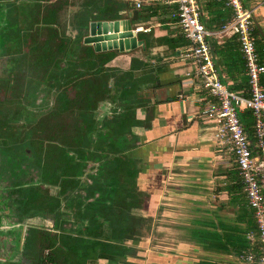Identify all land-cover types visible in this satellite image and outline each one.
<instances>
[{"label": "crops", "instance_id": "crops-1", "mask_svg": "<svg viewBox=\"0 0 264 264\" xmlns=\"http://www.w3.org/2000/svg\"><path fill=\"white\" fill-rule=\"evenodd\" d=\"M36 1L47 9L43 24L58 29L60 37L75 41L82 36L83 45L95 53L83 41L90 22L108 20L110 13L128 19L138 10L135 28L143 27L137 34L143 45L129 51L141 56L144 65L125 70L133 78V94L125 102L135 108V123L130 126L134 138L127 154L143 192L136 213L150 223L139 240L128 241L136 246L133 253H102L88 264H240L241 253L257 252L258 228L237 164L217 143L205 114L208 94L183 57L190 44L173 17L176 6L167 0ZM198 1L211 31L233 16L224 0ZM245 2L255 9L257 47L264 50V0ZM210 42L222 81L232 90H246L248 76L237 37L215 34ZM260 54L264 60V52ZM111 105L105 102L102 111L110 112ZM242 110L245 132L256 143L253 115L245 117ZM254 151L264 160V151Z\"/></svg>", "mask_w": 264, "mask_h": 264}, {"label": "trees", "instance_id": "trees-1", "mask_svg": "<svg viewBox=\"0 0 264 264\" xmlns=\"http://www.w3.org/2000/svg\"><path fill=\"white\" fill-rule=\"evenodd\" d=\"M48 31L39 46L32 43L33 34L31 42L20 38L8 47L13 51L9 72L4 78L0 73V152L22 163L29 158L28 169L37 170L31 182L58 188L3 191L11 202L0 213V222L24 224L26 229L23 235L22 228L0 225V264H88L102 253L125 256L136 251L128 241L139 240L150 223L136 213L143 192L127 154L135 123V108L125 102L133 89L132 76H117L111 87L115 68L105 64L114 51L95 53L81 36L74 43L85 54L71 61L61 52L66 40L53 45L52 38L59 35ZM36 33L42 35L39 29ZM258 51L264 52L260 47ZM88 58L93 64L86 68ZM67 60L73 69L63 64ZM104 95H119V101L102 114ZM242 112L252 117L250 110ZM107 127L109 133H104ZM97 169L104 176L100 183L94 180ZM2 178L0 172V182ZM49 215L55 216L53 226L44 222Z\"/></svg>", "mask_w": 264, "mask_h": 264}, {"label": "built area", "instance_id": "built-area-1", "mask_svg": "<svg viewBox=\"0 0 264 264\" xmlns=\"http://www.w3.org/2000/svg\"><path fill=\"white\" fill-rule=\"evenodd\" d=\"M167 1L176 6L173 17L189 40L183 57L193 63L194 75L208 94L205 114L213 124L215 139L234 157L258 228V251L241 253L240 264H264V160H259L254 151H264V60L257 47L255 9L245 0H224L233 16L219 30L211 31L203 21L198 0ZM141 5L137 2V7ZM142 29L137 27L136 31ZM215 34L235 35L240 43L248 76V88L243 92L232 90L220 78L210 42ZM240 109H248L253 115L256 143L245 132ZM251 238L256 239L254 234Z\"/></svg>", "mask_w": 264, "mask_h": 264}, {"label": "flooded vegetation", "instance_id": "flooded-vegetation-1", "mask_svg": "<svg viewBox=\"0 0 264 264\" xmlns=\"http://www.w3.org/2000/svg\"><path fill=\"white\" fill-rule=\"evenodd\" d=\"M38 2L36 0H12V1H0V73L1 76L4 78V73L7 74L6 72H9L8 70V63L9 58L12 55L13 51H8V47H10L13 43V41H17V39L24 38L28 43L32 41V36L34 34V45L39 46L38 44H41L42 41L44 40L45 37L47 36V33H49V29L52 31H57L56 34L59 36H56L52 38V44L56 45L60 39L66 40V47L61 50L63 54H66L68 56V60L70 58L71 61L77 56H80L82 54H85L84 48H82L81 45L78 47L74 43L73 40L67 39L66 37H60V32H58V29L53 28L48 24L47 26L41 22V19L33 14L29 15V9L37 5ZM28 18L31 20H34L35 22L28 21ZM40 30L41 34L36 33L37 30ZM29 33V34H28ZM31 33V34H30ZM27 35V36H26ZM24 40V44H25ZM10 45V46H9ZM53 45H51L53 47ZM25 48V47H24ZM26 49V48H25ZM57 49V48H56ZM13 55H17L18 53H13ZM63 62V64L70 66L71 69H73V63L71 62ZM83 66L85 67V63H83ZM111 84V83H110ZM111 87L114 86L110 85ZM53 100L51 101V103ZM102 103L101 101L100 104V111H102ZM104 109V108H103ZM108 128V127H107ZM104 129V128H103ZM110 129V128H109ZM106 130V129H105ZM5 160L10 164L9 167V172L10 170L13 171L14 176L4 179L2 178L1 180V186H0V213H4L3 210L8 207V203L11 202V199L6 198L7 196H4L3 191H8V190H21L23 188H30L32 186H37V185H44V186H50V187H57L54 185L50 184H44L41 182H31V178L35 175L34 171H30L28 169V166L25 164L29 158H26L24 162H20L18 160L14 159H7V156L3 154ZM7 164V165H8ZM99 169V168H98ZM98 169L94 173V180L96 183H100V181H103V177L101 174H99ZM37 178V175H36ZM9 181V182H8ZM30 182V183H29ZM58 188V187H57ZM86 193L87 195V191ZM3 194V196H2ZM14 196H19V195H14ZM6 212L8 210H5ZM51 221V224L47 226H53L55 224V216L54 215H49L47 218H45L44 222L47 224V222ZM0 225H6V226H15L17 228H22L23 229V235H24V230L26 229V225L24 224H8L4 222H0Z\"/></svg>", "mask_w": 264, "mask_h": 264}, {"label": "water", "instance_id": "water-1", "mask_svg": "<svg viewBox=\"0 0 264 264\" xmlns=\"http://www.w3.org/2000/svg\"><path fill=\"white\" fill-rule=\"evenodd\" d=\"M137 14L138 10H135L133 16L120 20L114 18V14L110 13L108 20H94L90 22L89 33L83 41L88 45L91 44L98 53L109 50L122 52L135 49L143 45V41L138 39V31H136L134 23Z\"/></svg>", "mask_w": 264, "mask_h": 264}, {"label": "rangeland", "instance_id": "rangeland-1", "mask_svg": "<svg viewBox=\"0 0 264 264\" xmlns=\"http://www.w3.org/2000/svg\"><path fill=\"white\" fill-rule=\"evenodd\" d=\"M45 11H47V9L46 10L42 9L41 4H40V6H39V4H37L34 7L29 9V15H31V14L35 15L41 19V22H43L42 16L45 13ZM28 21L35 22L34 20H31L30 18H28ZM47 25L48 24H46L44 26H47ZM257 44H258V40H257ZM115 56L117 57L115 60L108 61L105 64L108 67V69L109 68H115V70L113 72V75H114L113 79L128 75L129 73L125 72V70L128 69L129 67H133V66L136 67L137 64L144 65V62L142 63V61L139 60V59H142L141 56L137 57L135 51H122V53L121 52L119 53L118 51H116ZM187 63L190 66L189 68H191L192 70H195V66L193 65V63L191 61H187ZM92 64H93V61L88 58L85 62V67L87 68L89 66H92ZM93 75L96 76V74H93ZM101 75L107 76V74L105 72L101 73ZM131 92L133 94V91H131ZM119 95H117L116 97H114L112 99H109V98H107V96L104 95V96H102V98L105 99L103 102L113 104V105H111V108H114L117 105V101H119ZM109 130H110L109 127L103 129L104 133H107V132L109 133ZM7 164H8V162L5 160L3 154L0 152V172H2V174L4 175L3 180L14 176V173L12 170H10V172H9V167H10V164H12V163H10L8 165ZM49 224H51V221L47 222L46 225H49Z\"/></svg>", "mask_w": 264, "mask_h": 264}]
</instances>
